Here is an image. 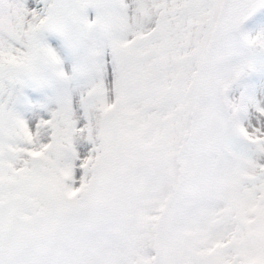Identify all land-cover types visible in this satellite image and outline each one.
Returning a JSON list of instances; mask_svg holds the SVG:
<instances>
[{
	"label": "snow or ice",
	"instance_id": "snow-or-ice-1",
	"mask_svg": "<svg viewBox=\"0 0 264 264\" xmlns=\"http://www.w3.org/2000/svg\"><path fill=\"white\" fill-rule=\"evenodd\" d=\"M0 264H264V0H0Z\"/></svg>",
	"mask_w": 264,
	"mask_h": 264
}]
</instances>
